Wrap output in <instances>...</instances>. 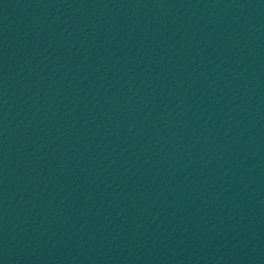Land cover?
Wrapping results in <instances>:
<instances>
[{
  "label": "water",
  "instance_id": "water-1",
  "mask_svg": "<svg viewBox=\"0 0 264 264\" xmlns=\"http://www.w3.org/2000/svg\"><path fill=\"white\" fill-rule=\"evenodd\" d=\"M76 264H264V0H35Z\"/></svg>",
  "mask_w": 264,
  "mask_h": 264
}]
</instances>
